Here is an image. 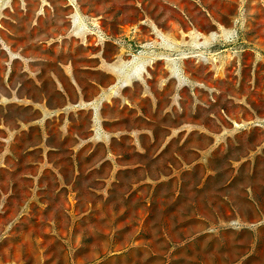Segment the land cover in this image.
<instances>
[{
  "label": "rangeland",
  "instance_id": "374dc122",
  "mask_svg": "<svg viewBox=\"0 0 264 264\" xmlns=\"http://www.w3.org/2000/svg\"><path fill=\"white\" fill-rule=\"evenodd\" d=\"M8 1L0 0V121L5 112L11 123L30 117L24 105L34 100L58 104V91L97 98L115 81L127 89L104 106H122L128 124L137 113L128 97H141L154 134L145 154L129 137L116 141L118 165H98L106 149L87 146L77 179L67 139L66 183L50 173L40 186H1L0 264H264V221L242 219L252 205L264 213V0ZM72 119L87 137L88 116ZM171 126L186 130L171 136ZM51 132L59 144L57 125ZM199 157L185 182L195 192L210 174L196 195L207 218L192 219L187 205H172L176 184L156 177Z\"/></svg>",
  "mask_w": 264,
  "mask_h": 264
},
{
  "label": "crops",
  "instance_id": "0c3cea01",
  "mask_svg": "<svg viewBox=\"0 0 264 264\" xmlns=\"http://www.w3.org/2000/svg\"><path fill=\"white\" fill-rule=\"evenodd\" d=\"M98 84L103 89V85ZM112 85V88H107V92H100V96L97 98H87L85 92L75 93L67 89L64 93L58 91L60 102L56 105L51 102V99L34 100L33 103L24 105V108L31 112V116H17L13 123L7 120L6 115L9 113L5 112L0 121V174L7 176L3 178L4 181L0 180V187H4L8 183L11 187L17 182L26 180L37 181L40 186L42 181L48 179L47 175L50 173L55 174V178L60 184L62 181H66L64 175L65 161L61 159L60 153L67 139H73V144L68 147V150L70 151L69 159L75 172L74 179H77L80 175V155L87 146H91L90 153L98 146H103L106 149L104 159L97 162L101 166L110 161L118 165L117 160L124 158L122 153L115 151L116 141H120L123 137L131 138L129 145L134 149V152L145 154L148 146H146L145 140L148 136L153 137L154 134V130L148 127L146 122V120L150 119L144 112L147 105L141 97L138 98L133 95L128 97V100H131L132 104L135 105L134 108L137 113L131 116V122L127 124L124 111H120L122 106L117 107L115 104L112 114L110 107L108 105L104 106L105 102L119 98L122 89H127L126 87H120L115 81ZM113 90L115 92L114 95H112ZM16 101L20 100L17 99ZM84 114L88 116L87 137L79 135L74 129L76 121L72 119V115L79 118V115ZM196 123L194 120H187L186 122L188 125ZM52 124L57 125V133L60 136L59 144L53 141ZM161 128L167 127L161 125ZM169 130L172 136L173 132L178 134L185 132L186 129H175L171 126ZM33 132L39 134V142L32 143L26 140L28 135ZM172 141L173 139H169L166 142H162L158 156H162L167 149H170ZM151 142L155 143L153 140ZM178 148L187 149L193 154L196 145L181 141ZM172 155L179 157L176 152H172ZM202 157L205 159V155ZM182 162L186 169H182V167L181 169H175L174 166H171L172 170L169 173H161L159 177H156V184L162 183L164 180L174 182L176 189L172 194V205L176 204V211H184V208L180 205H187V210L192 212V219L196 217L207 218L201 213L202 209L199 207L201 203L196 199V195L204 196L206 194V184L209 182L210 174L206 172L202 174L200 183L195 189L197 191L194 192L192 191L194 186L189 187L185 179L191 178L194 175L193 170L203 164L204 161L199 157L197 160H191L190 162L182 159ZM45 187L46 185L42 189L44 190ZM246 197H248L247 194ZM231 201H233L232 198ZM251 210V214L247 219L242 216L235 217L240 219L242 217L243 221H247L251 227L264 221V213L258 212L253 205ZM195 212H199V215L196 216ZM226 221H232V219Z\"/></svg>",
  "mask_w": 264,
  "mask_h": 264
}]
</instances>
